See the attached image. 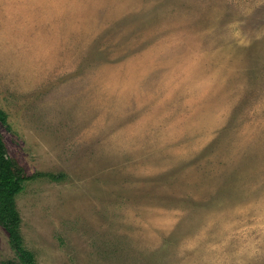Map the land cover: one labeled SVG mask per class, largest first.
Here are the masks:
<instances>
[{"label": "rangeland", "instance_id": "374dc122", "mask_svg": "<svg viewBox=\"0 0 264 264\" xmlns=\"http://www.w3.org/2000/svg\"><path fill=\"white\" fill-rule=\"evenodd\" d=\"M0 109L33 264H264V0H0Z\"/></svg>", "mask_w": 264, "mask_h": 264}, {"label": "trees", "instance_id": "16d2710c", "mask_svg": "<svg viewBox=\"0 0 264 264\" xmlns=\"http://www.w3.org/2000/svg\"><path fill=\"white\" fill-rule=\"evenodd\" d=\"M0 124L7 129L10 128L7 115L2 109H0ZM63 176V173L52 172L26 174L18 162L8 155L0 133V224L7 231L10 246L20 264H33L35 256L23 243L20 233L21 217L17 209L16 198L30 180L44 177L52 181H60ZM7 264L13 263L8 262Z\"/></svg>", "mask_w": 264, "mask_h": 264}]
</instances>
